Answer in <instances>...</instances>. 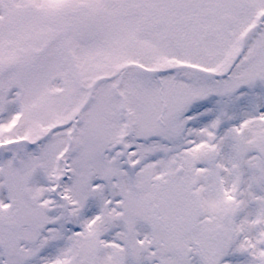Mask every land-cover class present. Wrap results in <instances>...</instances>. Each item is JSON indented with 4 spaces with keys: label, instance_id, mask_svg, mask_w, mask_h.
<instances>
[{
    "label": "snow or ice",
    "instance_id": "obj_1",
    "mask_svg": "<svg viewBox=\"0 0 264 264\" xmlns=\"http://www.w3.org/2000/svg\"><path fill=\"white\" fill-rule=\"evenodd\" d=\"M0 264H264V0H0Z\"/></svg>",
    "mask_w": 264,
    "mask_h": 264
}]
</instances>
